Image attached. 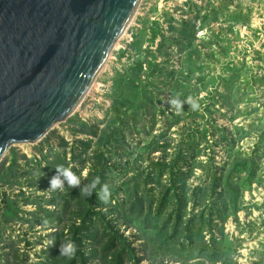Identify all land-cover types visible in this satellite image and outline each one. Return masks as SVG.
Here are the masks:
<instances>
[{"label":"rangeland","instance_id":"374dc122","mask_svg":"<svg viewBox=\"0 0 264 264\" xmlns=\"http://www.w3.org/2000/svg\"><path fill=\"white\" fill-rule=\"evenodd\" d=\"M127 29L76 112L0 162V264H264V0H141ZM57 166L107 203L48 188Z\"/></svg>","mask_w":264,"mask_h":264},{"label":"water","instance_id":"95a60500","mask_svg":"<svg viewBox=\"0 0 264 264\" xmlns=\"http://www.w3.org/2000/svg\"><path fill=\"white\" fill-rule=\"evenodd\" d=\"M141 0H0V162L73 115Z\"/></svg>","mask_w":264,"mask_h":264},{"label":"clouds","instance_id":"9594fccd","mask_svg":"<svg viewBox=\"0 0 264 264\" xmlns=\"http://www.w3.org/2000/svg\"><path fill=\"white\" fill-rule=\"evenodd\" d=\"M190 106L195 107L190 101H186ZM171 106H175L177 109L181 107V104L173 99L169 101ZM55 174L49 180V187L51 190H63L67 185L70 188H79L81 195L90 197L93 193L98 198L107 203L109 198V189L107 185H102L98 192L95 191L97 184H99V178L94 179L90 184L81 187V181L77 175H75L69 168L57 166ZM77 251L76 245L72 241L63 242L59 245V255L71 258Z\"/></svg>","mask_w":264,"mask_h":264},{"label":"bare ground","instance_id":"6f19581e","mask_svg":"<svg viewBox=\"0 0 264 264\" xmlns=\"http://www.w3.org/2000/svg\"><path fill=\"white\" fill-rule=\"evenodd\" d=\"M126 30H128V29H126ZM126 32H127V31H125V33H126ZM125 33H124V34H125ZM122 36H123V35H122ZM119 39H120V38H118V39L115 41V43L113 44V47H112L111 51H113V49H114V47H115V45L117 44V42H118ZM110 56H111V52H110V54H109V57H110ZM109 57H108V59H109ZM107 62H108V61H107ZM107 62L104 64L103 68L101 69V72L104 71L103 69H104L105 65L107 64ZM101 72H100V73H101ZM100 73H99V75H100ZM99 80H100V79H98V78L96 79V82L93 84V86L91 87V89L89 90V92L92 90V88H93V90H95V89H97V88L100 86V81H99ZM89 92H88V93H89ZM88 93H87V94H88ZM85 97H86V96H85ZM75 112H76V111H75ZM58 123H59V122H58ZM58 123H57V124H58ZM57 124H56V125H57ZM56 125H55V126H56ZM55 126H54V127H55ZM41 139H42V138H41ZM41 139H40V140H41ZM40 140H39V141H40ZM39 141H38V142H39ZM36 143H37V142H36ZM30 144H34V143H30Z\"/></svg>","mask_w":264,"mask_h":264}]
</instances>
